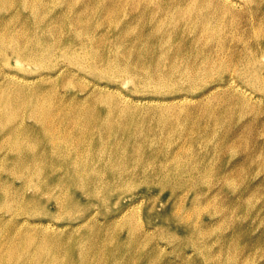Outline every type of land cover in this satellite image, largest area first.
Instances as JSON below:
<instances>
[{"label":"rangeland","instance_id":"obj_1","mask_svg":"<svg viewBox=\"0 0 264 264\" xmlns=\"http://www.w3.org/2000/svg\"><path fill=\"white\" fill-rule=\"evenodd\" d=\"M225 1L215 0L217 8ZM227 3L235 14L222 17L227 23L222 32L202 33L179 24L180 32L172 34L173 41L171 27L151 26L149 15L133 18L121 12L118 27L104 23L99 28L100 35L106 37L98 35L94 43L100 46L96 44L97 55L105 59L98 62L99 73L80 64L81 54L76 49L70 60L67 47L47 45L40 60L31 62L14 56L7 47L5 57L0 58V98L14 92L4 91L11 81L46 94L58 90L65 99H91L96 93L127 97L136 111L128 119L126 137L137 152L133 155L132 147L122 146L121 154L128 155L119 156L116 165L105 156L95 158L91 164L95 171L83 173L86 186L74 194L71 206L72 194L67 188H72L71 179L51 173L24 182L25 175L10 169L3 162L5 151L0 150V169L8 170L9 175L3 176L0 171V245L21 242L26 233L43 241L59 236L62 245L57 244L60 247L55 254L59 264H80L78 256L74 258L80 248L88 249L84 264H264V0ZM61 6L51 14L59 13ZM220 7L204 14V22L211 28L223 15ZM93 14L90 22L104 21L103 16L96 18ZM38 15L31 9L23 10V19L17 21L11 10L0 9V36L10 32L26 39L41 35L44 29L34 24ZM31 24L35 26L29 29ZM182 30L186 31L184 35ZM129 31L131 36L126 35ZM54 32L47 38L51 42L57 30ZM25 44L32 47L30 42ZM113 61L128 69L127 73L104 72L106 63ZM169 105L172 127L165 132L150 117ZM7 113L0 109L1 116ZM20 115L26 127L35 121L27 111ZM148 118L149 123L144 122ZM140 130L148 135L157 133L158 137L136 135ZM2 135L6 137L1 133L0 140ZM38 140L36 132L29 138L33 144ZM87 148L90 153L85 160H92L99 148L96 144ZM176 154L182 156L175 162L172 158ZM168 155L171 163L166 161ZM162 165L167 172H161ZM93 173L100 175L96 186L87 184ZM165 176L169 182L161 191ZM52 177L61 181L48 184ZM7 198L9 204L5 203ZM169 215L171 225L163 219ZM11 228L16 230L10 236ZM43 260L51 258L44 255Z\"/></svg>","mask_w":264,"mask_h":264},{"label":"bare ground","instance_id":"obj_2","mask_svg":"<svg viewBox=\"0 0 264 264\" xmlns=\"http://www.w3.org/2000/svg\"><path fill=\"white\" fill-rule=\"evenodd\" d=\"M110 1L112 2H109L108 0H0V9L6 8L7 10H11L13 12V17L15 18V20L17 19V21L23 19L22 17L23 10L31 9V11H33L36 15L39 14L36 19L37 22H34V24L36 25V27H41L44 29L41 35L32 36L30 37V39L29 38L26 39L27 37L23 35H19L16 33L13 34L11 32L7 34L6 32L7 35H5V37L0 36V58L5 57V53L8 47V49L12 50V53H14V56H22L30 60L31 62L33 61L38 62V60H40L39 57L42 56L43 54V47L45 49V46L47 45H50L52 47L64 46V47H67L68 51H70L69 53L70 60H72L71 59L72 51L76 49L77 52L81 54L80 55L81 59L79 60L80 62H83V63H80V64L88 65L94 72L99 73L101 72V69L99 68L98 62L100 60L103 61L104 59L103 56L97 55L98 53L97 49H99L100 46L97 43L96 44L99 47L96 44H94L96 38L98 37V35H100L99 28L101 26H104L105 25L104 23L115 26L122 17V16H119L121 12H125L127 13V15L133 18L140 17L141 15L144 17L145 15H149L150 16L149 22L151 26L157 25V26H160V28L171 27V40L174 37L172 35L173 33H178V31L180 32V30H177V29H180L181 27V25L179 27V24H184V26H187L190 28L195 27V29L201 30V32L203 31L202 33L211 31V33L216 35L222 32L224 30V27L227 26L226 21L222 17L235 14L234 8H232L229 5V3H227L229 0L227 2L225 1L226 3L224 4L221 2L222 5H220L221 7L218 6V8L220 7L223 9V11L221 10L223 12L222 13L223 15L220 16L221 18L220 17L218 18L217 25L214 28H211L209 27L208 24H206V22H204L203 18H204V14H207V13L210 14L212 11H215L216 9H218L215 3V0H164V1H161V0H110ZM48 2H51V3H48ZM261 2L262 1H260V3ZM259 4H256V6ZM61 5H64L63 9L59 11V13H57L56 15H52L51 13H54V10L62 8ZM90 13H94L93 16L95 15L96 18L97 17L100 18L101 16H103L104 21H101L102 19L101 18L100 20H96V22H90L92 21L91 20L92 17L90 18ZM236 14H239V13H236ZM86 20L90 23H86L85 22ZM145 22L143 23L145 24ZM119 23L118 25H116V27L120 25ZM34 24H31L29 29H31V26H35ZM8 28H9V31H12L11 24L10 26L8 24ZM56 30L57 32H56V36L54 35L55 36L54 41L51 42L47 38H49L51 34L53 35V33H55L54 31ZM140 30L142 32V29ZM185 30H182L183 35L186 32ZM131 31L127 32L128 34L126 35L131 36ZM165 31L163 33H165ZM58 32H59V36H58ZM67 32H70V34L68 35ZM61 34L65 36L62 38ZM135 34L138 35V33H135ZM25 35L27 36V34ZM124 35L125 33H123V37ZM100 36L99 37L102 38V36L104 37V34L102 33ZM105 38L106 37H104V39ZM141 38H142V35H141ZM126 39H128V37ZM121 40H124V39H121ZM193 41L195 40L193 39ZM29 42L32 44L31 48L27 47V45L25 44ZM98 42H101V40L99 39ZM107 43L109 44L108 39H107ZM104 44L106 45V42ZM186 45H187V42H186ZM165 55L166 56L164 58L167 57V54ZM75 58L76 57L74 56L73 60H75ZM120 60H121V57H120ZM139 61L141 62V60ZM155 61L156 60H154V62ZM218 61H222V60H218ZM41 65L45 66L46 64L42 63ZM105 66L106 67L104 68L106 69L104 70V72L116 71L118 73L123 74V73H127V70H128V69L126 70V68L120 66L119 64H116L114 61L110 63L109 62L106 63ZM172 67L174 66L172 65ZM189 68H192V66ZM132 72L134 71L132 70ZM141 72L139 71V73ZM151 74H153V72ZM156 78H158V75ZM146 81L149 83H152V79H148ZM154 81L157 82V80H154ZM79 88H82L83 90H85L81 85ZM10 89H14V92L8 93V90ZM4 91H6L8 94L0 98V109L1 111L2 109L3 110L5 109L8 111V113L5 116L0 115V134L5 132V136H6L4 137V135H2L3 139L0 140V145L3 142L2 147H0V150L5 151L6 153V155L3 156L4 158L3 162H7L9 166L12 167L10 169L16 172V174H20L21 176L24 174L25 175L24 182L25 181L27 182L28 178H35V177L45 178L47 174H51V173L57 176L59 174H63L61 176L65 177L66 179H71L72 181H70V185H72V188L69 186L67 187L70 193L72 194L71 195L72 201H70L69 203L71 206L74 205L73 202L75 203L74 194L76 192L81 191L86 186L84 183L85 176L83 173L88 170L93 171V172L95 171V170H92V167H91L92 161L95 158L105 156L109 163H111L112 165H116L117 162L120 160L119 156L128 155V154L127 155L124 154L123 152L121 154L120 148L122 146H126L127 148L129 147L130 149L132 147L133 155H135L134 152H137L135 151L137 150V148L133 147V144L130 145V141H128L126 137V133L130 125V122H128V119H131V115H135V111H136V108L131 105L130 100L127 99V97H122L119 95H116V97H112L110 94L96 93L95 95L92 96L91 99L87 98L88 96L87 97L84 96L82 98L78 97V98H73V99L72 98L65 99L63 96L61 97L59 96L58 90L53 92L52 94L51 93L46 94L45 92L35 91V89L33 88L21 85L20 83H17L16 81H11V83L6 85V87L4 88ZM250 98L251 97H249L248 99ZM210 102L211 101H209V103ZM202 105L204 104L202 103ZM244 105L246 106L249 105L248 101H247V104L244 103ZM100 107L101 109H99ZM164 107L166 108L161 109L163 111L161 112L159 111L160 113H156L154 116L150 117V119L151 121L154 120L155 122L154 124L159 125V127L163 128L165 132H170L171 127H172L171 126V106L169 105V106H164ZM203 107L205 108L206 105ZM254 108L255 107H253V109ZM253 109H252V112H253ZM23 111H27V113L31 117H33L35 120L34 123H31L29 127H26L23 119H21L20 114ZM177 111L180 113L178 109ZM197 114H200V113L198 112ZM212 114L215 116L214 113ZM226 115H229V114H226ZM178 119L180 120L181 118H178ZM189 119L190 118H187L186 120L189 121ZM210 119H212V117H210ZM180 121L182 123V120ZM144 122L149 123V118L145 119ZM192 122H193V119H192ZM205 123H206V120H205ZM6 128L7 130H5ZM35 132L37 133L39 140L36 142V144H33L32 141H29V138ZM137 134L138 136H144V137L146 136L150 138L158 137L157 133H154L153 135L152 134L148 135L147 132H144V131L142 132V130L137 131L136 135ZM185 134H188L187 131ZM93 144H96L98 146L99 151L95 152V155L93 156L92 160H85L86 154L90 153L87 146L89 147V146H92ZM30 145H34V146H30ZM69 145H71L74 149ZM35 146L39 147V149L35 150L34 148ZM185 152L186 151H184L183 153ZM182 155L180 154L178 156V154H176L174 155L172 160L175 161L179 159ZM166 161H169L171 163V156ZM164 162L165 161H162V164ZM59 167H61V170H58ZM161 167H162L161 172H167L166 170H164L165 165H162ZM0 171H3V170L0 169ZM3 174H4L3 176L6 175V177H9L8 170H6L5 172L3 171ZM53 179L54 177L50 179L48 184H52V185L56 184L58 179H54V180ZM164 180H167V181H165L164 184L162 185L163 188L159 189L161 191L166 190L165 184L169 182V179L166 178V176ZM60 181L61 179L58 182ZM99 183H100V175L93 173V175L89 177L87 184H92L91 186H96ZM50 187L51 186H49L48 188ZM64 188L65 187H63V189ZM5 192H7V190H5ZM168 201H169V198H168ZM9 202L10 200L9 198H7L5 200V203L9 204ZM169 208H170V204H169L168 209ZM169 212H171V209L169 210ZM177 216L179 215L177 214ZM163 219L164 220L167 219V222H169L171 225V215L167 216L166 218L163 216ZM11 230L12 232L10 236L13 234L16 228L14 229L11 228ZM1 232H3V230L0 228V233ZM20 241L21 242H17L16 244H13V245H8L9 242H5L0 245V264H59V259L57 255H55L58 248L60 247L58 245H62L61 239L59 236L57 237L48 236L46 240L43 241L38 236H33L29 233H26L23 236H21ZM3 249L4 251L7 250L9 253L4 252ZM87 250L88 249L84 250L83 248H80L79 250L75 252L74 258L77 259V256H78L80 264H84L86 262L87 255H88ZM44 255H48L51 258V260L44 261L43 260Z\"/></svg>","mask_w":264,"mask_h":264}]
</instances>
